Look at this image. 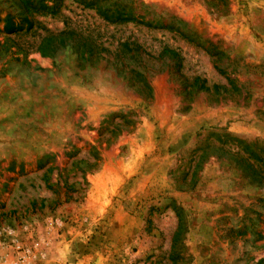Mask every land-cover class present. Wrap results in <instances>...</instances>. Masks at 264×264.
Segmentation results:
<instances>
[{
	"label": "rangeland",
	"instance_id": "rangeland-1",
	"mask_svg": "<svg viewBox=\"0 0 264 264\" xmlns=\"http://www.w3.org/2000/svg\"><path fill=\"white\" fill-rule=\"evenodd\" d=\"M38 1L0 0V264H264V0Z\"/></svg>",
	"mask_w": 264,
	"mask_h": 264
},
{
	"label": "trees",
	"instance_id": "trees-1",
	"mask_svg": "<svg viewBox=\"0 0 264 264\" xmlns=\"http://www.w3.org/2000/svg\"><path fill=\"white\" fill-rule=\"evenodd\" d=\"M45 0H39L36 4L34 5L33 2L30 4V9L31 11H42L45 13H52V8H48V6L44 5ZM54 6V5H52ZM121 47L124 51H126V53L128 54V58L132 59V60H141L142 59V55H141V47L140 45L136 44V43H130V42H124L121 44ZM163 53L165 55H174V52L171 50H167L165 49L163 51ZM173 57H177V56H173ZM196 81L198 80L197 78L195 79ZM200 90H208L207 88H204V86H201L199 88ZM217 89V88H216ZM95 159L93 160V162H88L87 160H79V161H73L72 162V167L70 168L71 171L74 172H80L81 173V177H82V181H74L69 183L65 177H60V175L57 176V181L55 186H59L58 183L63 182V184L61 185L62 188H64L65 190V200L63 202H67L69 200L73 199V195L72 193H76L79 194L82 191H85L86 187H87V180L85 179V173L86 172H90L91 174L95 171H97L99 169V163H98V158L94 157ZM81 166L83 168H81ZM76 175V173H75ZM76 199L78 200V196H76ZM43 203V204H42ZM32 209L34 210H40L42 209V206L46 205V206H53L56 207L59 206L60 204H62V202H60L59 199H55L54 201L50 202V203H46V200H41V204L38 207V203L36 201H32Z\"/></svg>",
	"mask_w": 264,
	"mask_h": 264
}]
</instances>
